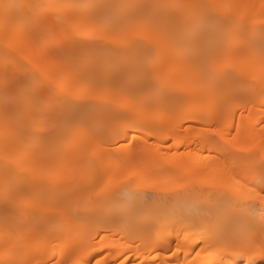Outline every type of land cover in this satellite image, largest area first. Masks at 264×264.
Segmentation results:
<instances>
[{
	"label": "snow or ice",
	"instance_id": "6c2138e0",
	"mask_svg": "<svg viewBox=\"0 0 264 264\" xmlns=\"http://www.w3.org/2000/svg\"><path fill=\"white\" fill-rule=\"evenodd\" d=\"M0 264H264V0H0Z\"/></svg>",
	"mask_w": 264,
	"mask_h": 264
}]
</instances>
